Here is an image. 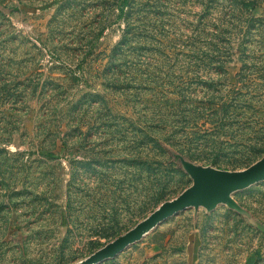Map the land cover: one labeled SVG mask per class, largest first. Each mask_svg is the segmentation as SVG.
Instances as JSON below:
<instances>
[{
	"label": "rangeland",
	"instance_id": "obj_1",
	"mask_svg": "<svg viewBox=\"0 0 264 264\" xmlns=\"http://www.w3.org/2000/svg\"><path fill=\"white\" fill-rule=\"evenodd\" d=\"M264 156V0H0V264H74ZM101 264H264V181Z\"/></svg>",
	"mask_w": 264,
	"mask_h": 264
},
{
	"label": "water",
	"instance_id": "obj_2",
	"mask_svg": "<svg viewBox=\"0 0 264 264\" xmlns=\"http://www.w3.org/2000/svg\"><path fill=\"white\" fill-rule=\"evenodd\" d=\"M174 156L180 160L181 167L191 178L192 184L177 197L163 202L129 231L74 264H101L113 259L142 240L164 220L190 208H194L196 213L200 208L212 212L218 205L225 204L253 222L252 213L234 198V193L264 181V156L242 170L202 165L179 153H174Z\"/></svg>",
	"mask_w": 264,
	"mask_h": 264
}]
</instances>
